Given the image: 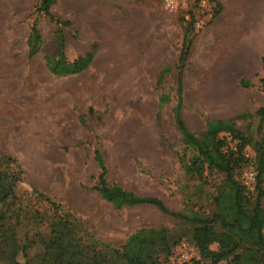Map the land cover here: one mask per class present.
Segmentation results:
<instances>
[{"label": "rangeland", "instance_id": "374dc122", "mask_svg": "<svg viewBox=\"0 0 264 264\" xmlns=\"http://www.w3.org/2000/svg\"><path fill=\"white\" fill-rule=\"evenodd\" d=\"M216 1L220 7L214 15V3L207 0L191 11L180 119L186 130L198 133L207 119L246 114L235 122L238 131L264 137V117H253L264 105V0ZM36 4L0 0V153L17 161L18 189L42 192L97 239L115 246L139 227L170 225L169 217L152 207L114 209L101 200L91 189L97 174L93 150L102 154L107 182L181 208L176 158L181 144L171 118L173 65L192 0H173L171 7L165 0H55L49 12L69 21L61 27L63 50L57 52L52 23L38 17L40 51L28 57L26 38ZM88 52L93 57L83 71L63 72L67 61ZM45 53L51 56L48 63ZM165 66L171 69L158 84L157 73ZM160 92L169 98L161 106ZM244 151L253 156L248 147ZM63 224L55 222L39 244L59 243ZM182 256L194 264L186 244L174 248V264Z\"/></svg>", "mask_w": 264, "mask_h": 264}, {"label": "trees", "instance_id": "16d2710c", "mask_svg": "<svg viewBox=\"0 0 264 264\" xmlns=\"http://www.w3.org/2000/svg\"><path fill=\"white\" fill-rule=\"evenodd\" d=\"M54 1L37 0L36 17L28 27L26 38L28 57L40 51L41 36L35 23L38 17L52 23L57 52L63 50L61 27L69 21L49 12ZM199 1L192 0L184 13L183 38L173 65L175 101L171 118L181 144V151L176 154L183 181L181 208L172 209L157 197L137 196L107 182L102 154L93 150L97 174L91 189L101 200L114 209L152 207L168 216L170 225L139 227L118 246L100 241L83 221L42 192L31 186L20 192L18 183L22 181L17 161L0 153V264H174L173 250L181 243L192 249L194 264H264V137L253 138L238 131L235 122L246 114L207 119L198 133L186 130L179 116L180 74L191 45L194 24L191 11L198 7ZM207 1L214 3L211 12L214 15L220 4L216 0ZM92 57L88 52L67 61L63 72L80 73ZM49 59L51 56L45 53L44 63ZM170 69L169 66L160 69L155 82ZM260 70L264 74V56ZM239 82L243 87L248 85L243 80ZM168 99L166 93L160 92L159 106ZM91 112L88 109V114ZM253 117L257 121L264 117V105ZM247 147L253 156L245 155ZM247 166L254 174L251 188L239 181L240 172ZM60 219L64 221L60 242L41 246L38 238Z\"/></svg>", "mask_w": 264, "mask_h": 264}, {"label": "built area", "instance_id": "2783aa9c", "mask_svg": "<svg viewBox=\"0 0 264 264\" xmlns=\"http://www.w3.org/2000/svg\"><path fill=\"white\" fill-rule=\"evenodd\" d=\"M173 4V0H165V5L167 7H171ZM239 181L241 183V185L247 187V188H251L253 181H254V174L251 170L250 166H247L246 168H243L242 171L240 172L239 175ZM185 244L181 243L180 245L177 246V249H180L181 247H184ZM184 257H181V261L180 264H186V261H183Z\"/></svg>", "mask_w": 264, "mask_h": 264}]
</instances>
